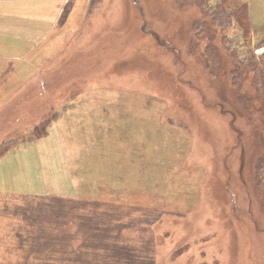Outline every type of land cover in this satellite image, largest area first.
Instances as JSON below:
<instances>
[{
  "label": "rangeland",
  "instance_id": "obj_1",
  "mask_svg": "<svg viewBox=\"0 0 264 264\" xmlns=\"http://www.w3.org/2000/svg\"><path fill=\"white\" fill-rule=\"evenodd\" d=\"M8 1L0 11L11 25L0 29V146L11 143L0 157V264H28L16 207L53 196L97 201V211L132 225L168 212L152 228L125 231L128 243L153 250L155 264H264L255 74L237 69L210 21L198 53L187 47L180 56L170 44L184 45L198 15L174 0H72L65 17L68 0ZM144 19L164 44L142 29ZM250 25L245 45L259 61L264 0H251ZM204 39L217 49L213 80ZM233 41L242 42L236 32ZM236 49L245 58L246 48Z\"/></svg>",
  "mask_w": 264,
  "mask_h": 264
},
{
  "label": "trees",
  "instance_id": "obj_2",
  "mask_svg": "<svg viewBox=\"0 0 264 264\" xmlns=\"http://www.w3.org/2000/svg\"><path fill=\"white\" fill-rule=\"evenodd\" d=\"M174 2L193 7L198 15L197 25H190L189 30L185 32L186 47L185 41L181 47L177 44H170L172 50L177 51V55L181 56L182 52L187 55V47L188 51L197 50L196 53H198L196 44L199 43V39L201 41L200 32L204 29L207 20L220 33L222 44L235 62L237 69L254 71L253 85L259 100L263 129L260 137L261 154L253 165V179L258 195V208L264 215V55H261L257 61L249 45H245L250 42L251 37L248 2L247 0H174ZM71 6L72 0H68L62 13L63 17L70 11ZM146 22L147 20L144 19L142 29L145 26L148 27L143 30L153 32V36L164 44L168 38L161 40L160 35L147 26ZM232 31H235L237 36L239 35L240 42L242 41L240 45L234 43L235 32L232 33ZM179 34L177 33V36ZM178 37L184 39L182 34ZM238 46L246 48L245 58L239 55L236 49ZM256 47H264V38L258 41ZM202 55L205 59L204 68L206 67L210 79L213 80L211 66L215 61L217 49L208 39ZM182 61L184 63V60ZM238 78L239 75L235 74L233 81L236 82ZM47 132V130L42 131V135L37 133V138L40 135V137L46 135ZM10 147L11 143L2 144L0 157ZM100 205L94 200L91 202L87 199L53 196L44 197L43 200L33 198L28 204H20L16 207L15 214L22 221L16 231V238L20 245L19 249L25 250V259L28 264H155L153 250L141 245L136 246L133 242L128 243L125 231L140 223L150 225L152 228L168 212L162 213L155 224H151L149 220H143L132 225L134 220L129 223L123 222L97 211ZM148 238L153 249L152 231Z\"/></svg>",
  "mask_w": 264,
  "mask_h": 264
},
{
  "label": "crops",
  "instance_id": "obj_3",
  "mask_svg": "<svg viewBox=\"0 0 264 264\" xmlns=\"http://www.w3.org/2000/svg\"><path fill=\"white\" fill-rule=\"evenodd\" d=\"M247 2H248V13H249V22H250V2H251V0H247ZM12 7L13 6L9 3L8 0H0V11L2 9H6L8 11ZM63 10H64V8H63ZM63 10H62L61 13H63ZM3 16H4V14L3 13H0V29H2L3 27L11 26V25L8 24V16H7V14L5 15V16H7V20L4 19L3 21H1V19H2ZM60 16H62V14H60L59 17ZM252 33H253V30L251 28V34ZM253 37H254V34H253Z\"/></svg>",
  "mask_w": 264,
  "mask_h": 264
}]
</instances>
